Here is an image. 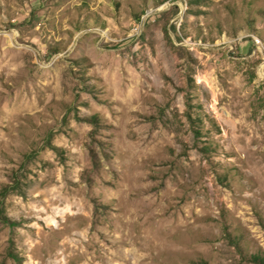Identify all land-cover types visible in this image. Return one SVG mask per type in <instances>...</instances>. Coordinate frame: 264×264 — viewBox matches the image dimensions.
I'll list each match as a JSON object with an SVG mask.
<instances>
[{"label": "rangeland", "instance_id": "1", "mask_svg": "<svg viewBox=\"0 0 264 264\" xmlns=\"http://www.w3.org/2000/svg\"><path fill=\"white\" fill-rule=\"evenodd\" d=\"M263 259L264 0H0V264Z\"/></svg>", "mask_w": 264, "mask_h": 264}, {"label": "trees", "instance_id": "2", "mask_svg": "<svg viewBox=\"0 0 264 264\" xmlns=\"http://www.w3.org/2000/svg\"><path fill=\"white\" fill-rule=\"evenodd\" d=\"M14 257H15V258H17V256H16V255H14ZM263 260H264V259H263Z\"/></svg>", "mask_w": 264, "mask_h": 264}]
</instances>
